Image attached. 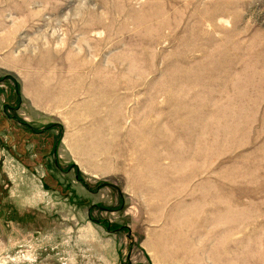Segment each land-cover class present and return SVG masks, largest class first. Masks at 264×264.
<instances>
[{"label":"rangeland","instance_id":"374dc122","mask_svg":"<svg viewBox=\"0 0 264 264\" xmlns=\"http://www.w3.org/2000/svg\"><path fill=\"white\" fill-rule=\"evenodd\" d=\"M0 264H264V0H0Z\"/></svg>","mask_w":264,"mask_h":264}]
</instances>
